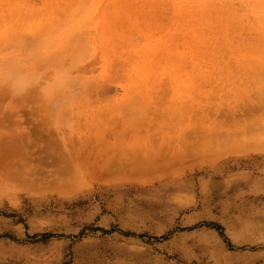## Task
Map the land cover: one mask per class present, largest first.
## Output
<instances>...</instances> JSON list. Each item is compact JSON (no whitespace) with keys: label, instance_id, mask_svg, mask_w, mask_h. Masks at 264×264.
Instances as JSON below:
<instances>
[{"label":"rangeland","instance_id":"1","mask_svg":"<svg viewBox=\"0 0 264 264\" xmlns=\"http://www.w3.org/2000/svg\"><path fill=\"white\" fill-rule=\"evenodd\" d=\"M10 52L0 264H264V0H0Z\"/></svg>","mask_w":264,"mask_h":264},{"label":"clouds","instance_id":"2","mask_svg":"<svg viewBox=\"0 0 264 264\" xmlns=\"http://www.w3.org/2000/svg\"><path fill=\"white\" fill-rule=\"evenodd\" d=\"M40 72L34 59L27 54L0 53V85L7 86L14 93H21L40 83ZM63 87L59 76L43 82L46 95H54Z\"/></svg>","mask_w":264,"mask_h":264}]
</instances>
